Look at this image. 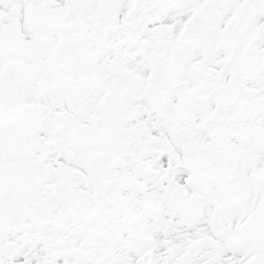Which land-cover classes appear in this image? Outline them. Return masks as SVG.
<instances>
[{
  "label": "snow or ice",
  "instance_id": "obj_1",
  "mask_svg": "<svg viewBox=\"0 0 264 264\" xmlns=\"http://www.w3.org/2000/svg\"><path fill=\"white\" fill-rule=\"evenodd\" d=\"M0 264H264V0H0Z\"/></svg>",
  "mask_w": 264,
  "mask_h": 264
}]
</instances>
